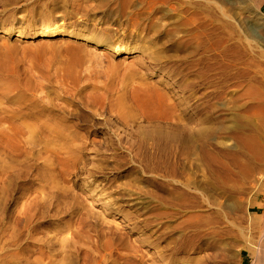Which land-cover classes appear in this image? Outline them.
Instances as JSON below:
<instances>
[{
	"label": "rangeland",
	"instance_id": "obj_1",
	"mask_svg": "<svg viewBox=\"0 0 264 264\" xmlns=\"http://www.w3.org/2000/svg\"><path fill=\"white\" fill-rule=\"evenodd\" d=\"M214 1L209 17L203 12L194 17L190 0H0V264H58L61 251L62 264H101L108 254L105 261L115 264L241 263L237 245L218 244L226 237L211 234L216 227L209 224L216 218L214 209L225 211V204L235 200L213 193L212 206L200 208L176 200L172 192L188 190L189 176L182 175L176 185L164 165L155 170L153 162L129 155L130 146L137 151L136 132L145 126L144 118L120 119L115 111L121 98L118 106L131 104L142 114L166 109L168 101L144 91L139 81L155 83L160 93L164 81L178 96L204 106L210 74L214 127L227 131L208 140L215 143L217 163L231 174L227 189L235 198L236 187L259 183L264 164L244 174L246 156L236 159L235 149L261 145V138L254 137L264 132V0ZM101 9H169L172 18L157 15L151 29L136 28L116 11L100 21ZM53 22L71 36L3 33L29 32ZM159 34L160 42L148 43ZM92 41L135 50L113 56ZM153 53L159 55L156 60L150 59ZM50 99L58 107L53 115L68 131L83 134L86 145L74 170L62 161L57 170L56 179L70 197L43 205L40 190L46 183L39 172L18 175L24 156L18 120L10 115L8 120L3 110L43 107ZM238 113L243 121L236 120ZM238 124L245 125L244 144ZM112 134L114 150L106 146ZM193 170L203 185L204 168ZM164 182L169 185L163 192ZM195 216L202 219L199 229ZM197 230L204 236L193 242ZM241 259L249 263L246 254Z\"/></svg>",
	"mask_w": 264,
	"mask_h": 264
},
{
	"label": "bare ground",
	"instance_id": "obj_2",
	"mask_svg": "<svg viewBox=\"0 0 264 264\" xmlns=\"http://www.w3.org/2000/svg\"><path fill=\"white\" fill-rule=\"evenodd\" d=\"M107 1L110 2V0ZM125 1L129 4L130 2L132 4L139 2V0H136V3L134 0ZM214 2V0H202V2L190 0L189 4L196 8L191 9L193 16L197 17L199 13L203 12L209 17L214 10L213 8H215ZM259 7L260 3L258 5ZM218 9H221L220 6H218ZM83 10L88 11L87 9ZM168 10L101 9L103 15L100 17V21L105 17L109 19L112 13L116 11V15H120V18H123V21L125 20L127 24H132L136 28L144 27L151 29L155 26L153 20L157 18V15L161 18H172V16L167 15ZM207 22L210 24L209 20ZM54 23L39 26L37 29L29 32L20 30L14 32L11 29H4L3 33L4 35L15 33L17 37L21 38L71 36L69 32H66L61 26ZM141 36V32H139L138 37ZM160 39L161 34L154 39L148 38V43L155 45L160 42ZM85 41L91 40L86 39ZM92 43L97 47L106 48L108 52L113 53V56L131 54L135 50V48L130 46L104 44L97 41H92ZM157 56H159L157 53H153L150 59L156 60ZM207 67L211 69L210 64ZM154 84L150 85L145 81L138 82L139 87L144 91L156 93L162 103H164L162 100L168 101L165 110L160 108V110L153 111L152 113H143V115L139 107L134 108L131 104L118 106L122 98L116 103L115 111H117L118 118H134L135 115L144 118L143 123L145 126L142 130L136 132V135L140 138L137 151L134 154L133 151L135 149L130 146V149L127 150L128 154L133 153V157H140V159L153 162L154 166L152 169L155 170L161 165H164L171 173V180L176 185L180 183L179 178L189 176L185 179V187L189 191L183 188H176L172 192V195L176 200L184 201L186 199L187 203L190 202V206L193 208H200L205 205L212 206L210 195L213 193L227 200L228 198L229 200H235L231 205L227 206L225 204L223 207L225 211L214 209L216 211L214 212L216 213V218L210 219L209 224H214L216 229L211 234L226 237V239H221L218 243L222 246L237 245L235 252L237 253L239 262H241L240 264H243L241 259L243 254H246L249 258L248 264H264V175L259 180V183L254 186L244 185L236 187L233 190L236 197H231V190L227 189L226 186L231 175L229 169L227 166L221 165L220 162L217 163V158L214 155L215 143L211 142L212 140H208L214 137L216 133L223 134L225 130L227 131V128L223 125L219 129L214 127L212 100L215 92L213 89V77L210 74L208 75L207 91L205 94L206 104L204 106L190 103L191 99L189 97L178 96L169 87V84L164 81L161 82L162 93L157 92ZM41 93H43L42 90L40 91ZM53 104L54 102H51L50 99L49 104L43 107L38 104L33 107L22 105L18 111H14L12 108L3 110V113L7 114L8 120H11L10 117L17 118L18 120V128L21 134L20 138L24 153L23 160L19 162L18 175L22 177L24 172L28 173L31 169L39 172L41 181L46 183V186L40 190V202L43 205L46 204L45 202L54 203V201L70 197L67 188L61 181L56 179L57 170H59L60 161L64 164L67 163L69 168L74 170L76 164L80 161V155L86 145L83 134L68 131L66 123L61 118L53 115L52 111H58L56 109L58 108L57 105ZM188 112H191V114ZM235 118L237 121H243L241 113H238ZM8 124L11 128V124ZM254 128L253 126L252 129ZM244 129V124L237 125L236 130L242 135L243 144L248 139V137H245V139L243 137ZM112 136L116 137L115 134H112L106 146L114 150L116 143L112 139ZM254 138H261L259 141L261 145L249 144L247 150L241 148L238 150L237 148L235 149L237 153L236 159L243 155L246 156L243 165L244 174L256 171L259 164H264V132L261 135H255ZM201 139H205L206 142L199 144V140ZM93 153L96 154L97 150H94ZM200 167H203L206 173V176H203L205 179L203 185L195 177L196 172L193 170H200ZM186 169L190 171L187 175L183 174L184 171L182 172V170ZM167 185L169 184L164 182V186L161 187L163 188V192ZM190 191H198V193ZM247 196L250 197L248 198ZM258 199L260 200L259 204L254 202V200ZM213 205L218 204L214 202ZM194 219L197 222L196 228L199 229L201 225L199 223L202 219L199 216H195ZM203 236L197 230V233L194 234L191 241L195 242L200 240ZM211 237L214 236L211 235ZM218 244L213 245V247ZM59 250L55 249L54 251ZM67 252H65V257L68 256L69 252ZM108 255L101 257V264H115L108 262V260L105 261ZM58 256L61 257V260L57 261V263L62 264L63 251Z\"/></svg>",
	"mask_w": 264,
	"mask_h": 264
}]
</instances>
